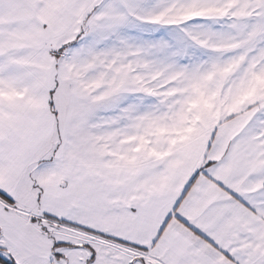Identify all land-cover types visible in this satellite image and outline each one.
Here are the masks:
<instances>
[{"label": "snow or ice", "instance_id": "6c2138e0", "mask_svg": "<svg viewBox=\"0 0 264 264\" xmlns=\"http://www.w3.org/2000/svg\"><path fill=\"white\" fill-rule=\"evenodd\" d=\"M0 264H264V0H0Z\"/></svg>", "mask_w": 264, "mask_h": 264}]
</instances>
